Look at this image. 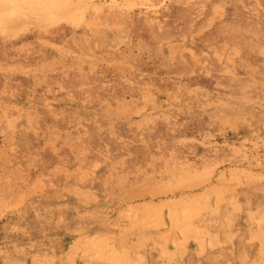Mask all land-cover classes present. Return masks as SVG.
<instances>
[{"label": "rangeland", "instance_id": "1", "mask_svg": "<svg viewBox=\"0 0 264 264\" xmlns=\"http://www.w3.org/2000/svg\"><path fill=\"white\" fill-rule=\"evenodd\" d=\"M0 264H264V0H0Z\"/></svg>", "mask_w": 264, "mask_h": 264}]
</instances>
